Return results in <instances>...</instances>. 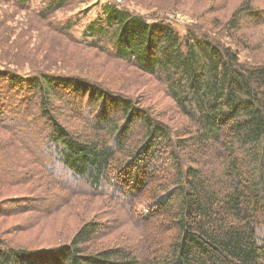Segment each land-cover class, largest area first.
<instances>
[{
    "label": "trees",
    "instance_id": "1",
    "mask_svg": "<svg viewBox=\"0 0 264 264\" xmlns=\"http://www.w3.org/2000/svg\"><path fill=\"white\" fill-rule=\"evenodd\" d=\"M70 2L46 0L40 18L52 21ZM260 8L244 0L227 21L201 17L182 32L114 0L83 29L88 45L151 75L170 98L168 111L185 122L84 76L0 67V186L44 181L42 207L28 194L9 212L37 203L52 214L61 188L104 195L134 223L143 210L138 219H160L152 233L143 228L147 245L159 241L150 256L136 253L147 251L143 238L87 252V242L115 229L93 220L50 248L14 247L0 235V264H264V58L242 61L239 53L264 51V39L246 32L264 24ZM76 22L50 24L71 37Z\"/></svg>",
    "mask_w": 264,
    "mask_h": 264
},
{
    "label": "rangeland",
    "instance_id": "2",
    "mask_svg": "<svg viewBox=\"0 0 264 264\" xmlns=\"http://www.w3.org/2000/svg\"><path fill=\"white\" fill-rule=\"evenodd\" d=\"M107 1L114 0H71L58 9L50 21V18H40L39 14L46 0H29L24 6L16 5L14 0H0V67L16 69L21 74L26 73L18 68L24 70L38 68L54 73L84 76L106 85L108 89L117 93L135 95L140 106H153L159 112L165 111L166 107V111L171 115L169 120L173 124L182 120L185 122L180 114L168 111L169 106L172 105L170 98L158 92L155 79L151 75L140 72L111 53L91 47L88 45L90 41L82 37L83 29L98 17L100 5ZM115 1L148 19H168L173 26L183 32L187 24L201 23L202 18L217 16L223 22L227 21L244 0ZM254 3L255 6L262 8L260 13L263 14L264 0H254ZM56 19L73 22L77 19L71 37L64 36L52 27L50 23ZM256 25L247 27L246 32L258 43L261 42L259 39H264V24ZM77 39L82 44L76 42ZM225 40L237 48L232 36H226ZM239 49L242 61H249L253 57L264 58L262 49L252 50L245 47ZM84 110L83 108V113H86ZM12 158L9 156L7 161ZM150 161L155 166L162 164L161 161L152 159ZM34 164L33 162L35 166L33 171H36L38 166ZM35 177L38 178L39 185L27 184L11 188L0 186V235L14 247L42 249L64 242L69 243L82 224L93 220L109 223L107 228L112 225L115 229L108 233L104 231L103 235L87 242L84 245L87 252H96L101 247L114 244L131 248L139 241L142 242V238L146 247L147 239L143 236V228L145 230L146 227V230L152 233V227L160 224V219L157 217L149 219L148 222L145 218L138 219L147 217L146 210H143V213H136L138 221L134 223L126 216L128 208L109 201L104 195L91 193L74 195L69 191H62L61 188L57 197L53 198L54 205L59 209L49 210L54 211L52 214L42 213L37 203H43L39 202L43 198L38 194L44 189V181L40 175ZM55 192L53 191L54 194ZM28 194L38 195L34 196L38 199L35 207L40 210L24 208L9 212L20 207L21 203L18 200L26 199L25 195ZM40 205L42 207V204ZM133 208L134 206H131L130 209ZM162 239L164 237L159 240ZM156 245H159V241L151 240L146 247L147 251H140L138 248L136 253L150 256L155 251Z\"/></svg>",
    "mask_w": 264,
    "mask_h": 264
}]
</instances>
